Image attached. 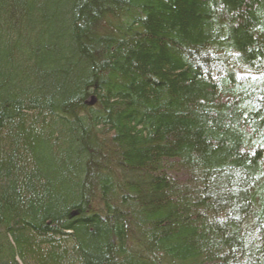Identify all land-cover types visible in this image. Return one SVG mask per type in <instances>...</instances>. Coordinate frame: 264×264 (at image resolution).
Wrapping results in <instances>:
<instances>
[{
	"label": "trees",
	"instance_id": "1",
	"mask_svg": "<svg viewBox=\"0 0 264 264\" xmlns=\"http://www.w3.org/2000/svg\"><path fill=\"white\" fill-rule=\"evenodd\" d=\"M0 264H264V0H0Z\"/></svg>",
	"mask_w": 264,
	"mask_h": 264
}]
</instances>
